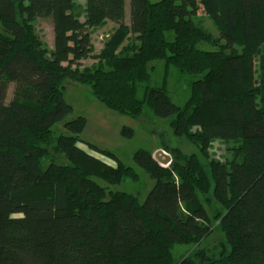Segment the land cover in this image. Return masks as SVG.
<instances>
[{"label": "trees", "instance_id": "trees-1", "mask_svg": "<svg viewBox=\"0 0 264 264\" xmlns=\"http://www.w3.org/2000/svg\"><path fill=\"white\" fill-rule=\"evenodd\" d=\"M83 1L77 12L76 0H0V264H264V0ZM199 6L217 34L197 21ZM38 17L51 19V48ZM107 21L115 27L93 53L86 29ZM89 56L96 63L81 66ZM157 60L165 75L173 66L190 79L182 106L149 84ZM65 80L119 113L136 118L147 107L169 118L209 171L176 147L164 146L165 165L138 149L135 162L154 179L143 202L100 185L138 174L80 138L82 116L54 135L72 111ZM215 139L238 143L232 159L210 156ZM215 224L226 241L199 247ZM178 244L191 248L175 258Z\"/></svg>", "mask_w": 264, "mask_h": 264}, {"label": "rangeland", "instance_id": "rangeland-1", "mask_svg": "<svg viewBox=\"0 0 264 264\" xmlns=\"http://www.w3.org/2000/svg\"><path fill=\"white\" fill-rule=\"evenodd\" d=\"M76 3L78 4L76 11L80 12L84 1L76 0ZM127 15L128 7L126 5V16ZM196 19L204 28L211 31L213 34H217L215 26L208 19L200 6L197 10ZM126 20H128L127 17ZM33 23L43 43L51 48L53 46L51 19L49 17H38L33 20ZM114 27L115 24L113 22L107 21L105 25L101 27L92 30L86 29V31L90 33V44L93 53L99 52L105 38ZM201 45L202 44H200V46ZM92 63H96V59L90 56L80 62L81 66L90 65ZM149 66H153L149 84L155 87L164 85L170 100L174 104L182 106L190 94V79L188 77H180L173 66L169 67L165 75L164 62L161 60L152 61L149 63ZM13 90L14 84L10 83L6 94V101L12 98ZM142 94L143 91L140 87L137 89V97L141 98ZM63 98L66 103L72 106V111L62 120L53 124L52 130L54 135L61 133L67 134L68 131L64 127L65 121L76 118L77 116H82L85 120L80 138L101 149L113 152L122 162L133 167L138 174V179L135 181L123 179L119 184L115 185H108L104 180L96 178L95 180L100 185L107 186V188L111 190L128 192L136 196L139 202H143L154 185V179L135 162L133 154L138 149H145L154 155V153L159 150L168 154L164 146L176 147L185 154H196L205 164L207 171H209L206 158L201 154L198 147L186 139L185 136L178 137L174 135L169 124V118L158 117L147 107H144L140 116L136 118L111 110L96 98L89 86L71 80L64 81ZM124 127L131 128L133 134L131 136L124 135L122 133ZM237 145V142L215 139L211 142L208 150L211 157L224 161L232 159L234 147ZM81 146L85 147L84 145ZM90 152L101 157L107 163L113 164L112 160L91 150ZM56 161L58 163H66L63 155H60ZM225 241L223 232L215 224L213 231L200 242L199 247L212 250L214 246L220 248L218 244ZM190 248L191 246L178 244L173 247L172 252L175 258H179Z\"/></svg>", "mask_w": 264, "mask_h": 264}, {"label": "water", "instance_id": "water-1", "mask_svg": "<svg viewBox=\"0 0 264 264\" xmlns=\"http://www.w3.org/2000/svg\"><path fill=\"white\" fill-rule=\"evenodd\" d=\"M154 159L161 163L162 165L168 164L170 162V157L165 152L159 150L154 153L153 155Z\"/></svg>", "mask_w": 264, "mask_h": 264}]
</instances>
